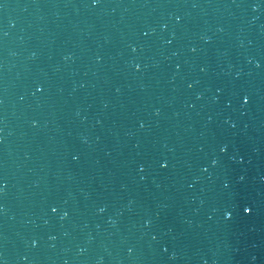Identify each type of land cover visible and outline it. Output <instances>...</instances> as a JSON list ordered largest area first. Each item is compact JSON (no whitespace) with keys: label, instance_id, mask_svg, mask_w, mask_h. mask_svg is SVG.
<instances>
[{"label":"water","instance_id":"1","mask_svg":"<svg viewBox=\"0 0 264 264\" xmlns=\"http://www.w3.org/2000/svg\"><path fill=\"white\" fill-rule=\"evenodd\" d=\"M0 261L264 264V0H0Z\"/></svg>","mask_w":264,"mask_h":264},{"label":"snow or ice","instance_id":"2","mask_svg":"<svg viewBox=\"0 0 264 264\" xmlns=\"http://www.w3.org/2000/svg\"><path fill=\"white\" fill-rule=\"evenodd\" d=\"M91 3L93 4V6H95V5H98V4L100 3V0H91ZM257 67H259V65H257ZM137 70H139V67L137 68ZM243 102H244L245 104H247V103L249 102V98L245 97L244 100H243ZM162 166H163V167H167L166 164H164V165H162ZM52 211L55 212L56 209L53 208ZM244 211H245L246 213H250V212H251V208L246 207V208L244 209ZM0 264H2V261H0Z\"/></svg>","mask_w":264,"mask_h":264},{"label":"clouds","instance_id":"3","mask_svg":"<svg viewBox=\"0 0 264 264\" xmlns=\"http://www.w3.org/2000/svg\"><path fill=\"white\" fill-rule=\"evenodd\" d=\"M255 7L256 6H254V10H255ZM135 50V49H134ZM139 67V65H137V68ZM223 150V149H222ZM101 211H103V209H101ZM65 215H67L66 213H65ZM146 224L148 223V221H146L145 222ZM33 246H35V242H33ZM130 252H131V249L129 250ZM2 264H3V262H2Z\"/></svg>","mask_w":264,"mask_h":264}]
</instances>
